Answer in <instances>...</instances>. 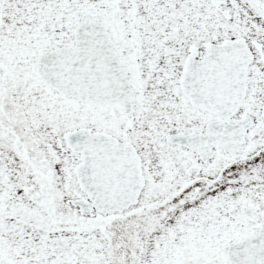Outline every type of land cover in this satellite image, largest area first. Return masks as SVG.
Returning a JSON list of instances; mask_svg holds the SVG:
<instances>
[{"label": "snow or ice", "instance_id": "obj_1", "mask_svg": "<svg viewBox=\"0 0 264 264\" xmlns=\"http://www.w3.org/2000/svg\"><path fill=\"white\" fill-rule=\"evenodd\" d=\"M0 264H264V0H0Z\"/></svg>", "mask_w": 264, "mask_h": 264}]
</instances>
